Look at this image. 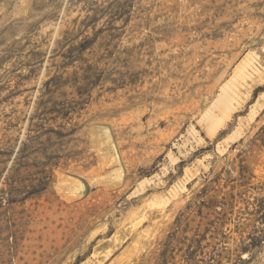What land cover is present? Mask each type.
<instances>
[{
    "label": "rangeland",
    "instance_id": "1",
    "mask_svg": "<svg viewBox=\"0 0 264 264\" xmlns=\"http://www.w3.org/2000/svg\"><path fill=\"white\" fill-rule=\"evenodd\" d=\"M262 126L264 0H0V264H264Z\"/></svg>",
    "mask_w": 264,
    "mask_h": 264
},
{
    "label": "trees",
    "instance_id": "2",
    "mask_svg": "<svg viewBox=\"0 0 264 264\" xmlns=\"http://www.w3.org/2000/svg\"><path fill=\"white\" fill-rule=\"evenodd\" d=\"M242 142V141H241ZM264 149V126H262L258 133L249 141V143L247 144V150L249 152H253L254 150H262ZM253 176L251 174L248 175L247 172V166H241L240 165V172H239V180H241L240 186H246L249 184V181L251 180ZM257 209L255 210V215H257L258 218H264V196L260 199L257 200ZM179 243H181L179 241ZM201 241L200 239H195L193 241H191V244L188 245V249L191 248L192 244H196V248L197 250H199L201 247L200 245ZM257 245L253 244L250 245V247L248 246H244V247H240V252H247L252 250L251 248H255ZM167 248V247H166ZM166 248L164 249V251L162 252V257L164 258V254L166 252ZM192 253H196L194 251L190 252L189 255H191ZM163 264H165V259L162 260Z\"/></svg>",
    "mask_w": 264,
    "mask_h": 264
}]
</instances>
